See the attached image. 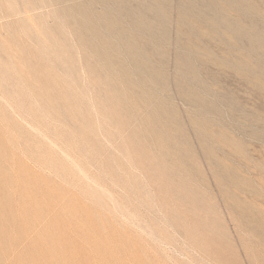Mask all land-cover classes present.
I'll return each instance as SVG.
<instances>
[{"label": "rangeland", "instance_id": "374dc122", "mask_svg": "<svg viewBox=\"0 0 264 264\" xmlns=\"http://www.w3.org/2000/svg\"><path fill=\"white\" fill-rule=\"evenodd\" d=\"M114 1L0 0V264H264V0Z\"/></svg>", "mask_w": 264, "mask_h": 264}, {"label": "bare ground", "instance_id": "6f19581e", "mask_svg": "<svg viewBox=\"0 0 264 264\" xmlns=\"http://www.w3.org/2000/svg\"><path fill=\"white\" fill-rule=\"evenodd\" d=\"M57 1L61 2V0H57ZM151 5H154V7L158 9V6L156 5V1L154 3H151ZM72 7L74 8V6L69 5L66 7V9L70 10ZM111 8H113L118 13H127V14L130 13L129 9H127L126 12V5L124 6L123 4H119ZM107 11L108 8L106 7V9L103 12V16L106 15ZM68 13L70 14L69 11ZM5 205L6 203L2 204V206ZM42 220L43 219H0V252L9 250L11 246L13 247V245L21 241L23 237L28 235V233H30L32 230H34L37 224L41 223ZM54 222L52 219L50 220V222H46L47 225L43 230V232H41V234L39 233V236L37 234V238L36 239L34 238L35 239L34 241H32L33 240L32 239L31 240L32 242H29L26 250H24V252L22 251L21 254H18L13 264H57L58 260L56 259V253L58 252L61 253L63 252L62 250H64V253H67L66 250H68L71 245H70V241L68 243L66 237L60 236L59 240H63L64 243L63 245L60 244L61 249L57 247V244L55 243L57 242V238L55 236L56 235L55 230L57 227V226L55 227V223L57 221L55 223ZM64 253H62L59 256L60 257L62 256V260L66 262L69 258L67 256L65 257ZM68 261L70 262V260Z\"/></svg>", "mask_w": 264, "mask_h": 264}]
</instances>
